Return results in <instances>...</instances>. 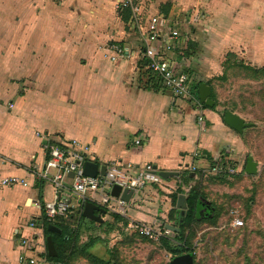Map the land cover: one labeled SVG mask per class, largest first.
Here are the masks:
<instances>
[{
    "label": "crops",
    "instance_id": "obj_1",
    "mask_svg": "<svg viewBox=\"0 0 264 264\" xmlns=\"http://www.w3.org/2000/svg\"><path fill=\"white\" fill-rule=\"evenodd\" d=\"M117 1L0 0V264H22L20 239L32 232L29 221L35 223L38 246L35 254L23 252L53 264L46 257L43 205L56 193L50 182L32 174L45 162L41 144L46 140H77L87 147L88 161L105 170L110 165L151 164L166 175L163 184H147L132 193L124 217L89 201L92 194H87V201L105 210L98 222L82 215L84 204L70 186V173L60 197L69 200L72 209L66 218L55 220L68 229L79 225L83 230L90 226L88 221L95 223L92 229L115 221L169 224L172 194L232 177L203 172L227 148L234 149L232 157L240 166L236 174L253 175L240 163L242 138L255 128L254 122L236 108L218 107L214 82L223 81L235 68L264 82V0H140L150 15L168 19L160 25L155 45L164 59L188 73L198 103L147 85L144 33L131 22L129 8L116 11ZM173 26L179 29L178 37L170 36ZM111 43L126 49L127 55L110 62L106 55ZM220 66L223 73L216 75ZM200 84L209 86L212 106L199 100ZM226 111L247 124L240 133L223 122ZM199 115L201 124L196 123ZM194 150L201 170L191 173L188 163ZM9 176L28 185H2ZM184 197L178 193L177 207ZM97 198L95 194L92 199ZM200 202L201 209L211 207L205 210L211 217L214 207Z\"/></svg>",
    "mask_w": 264,
    "mask_h": 264
},
{
    "label": "rangeland",
    "instance_id": "obj_2",
    "mask_svg": "<svg viewBox=\"0 0 264 264\" xmlns=\"http://www.w3.org/2000/svg\"><path fill=\"white\" fill-rule=\"evenodd\" d=\"M221 72L222 66L216 75ZM225 78L214 82L218 107L236 108L254 122L255 128L247 130L242 138L245 149L240 164L251 158L258 164L257 171L253 175L235 174L226 182L204 181L200 187L202 199L214 207L218 216L211 222L204 211V218L186 226L185 235L190 239L194 264H264V82L251 79L237 68L227 71ZM235 217L243 221L240 228L232 226ZM89 236L100 239L90 249L92 254L108 258L110 251L118 264H167L172 258L160 246V240L126 230L120 221L92 230L78 229L77 246ZM68 264L89 263L76 259Z\"/></svg>",
    "mask_w": 264,
    "mask_h": 264
},
{
    "label": "built area",
    "instance_id": "obj_3",
    "mask_svg": "<svg viewBox=\"0 0 264 264\" xmlns=\"http://www.w3.org/2000/svg\"><path fill=\"white\" fill-rule=\"evenodd\" d=\"M129 8L131 11V22L133 25L143 31L142 38L143 49L142 58L147 61V69L150 71L152 79H156L161 89L169 90L174 97L190 99L198 103L193 91V84L188 73L179 65L169 62L161 55V49L155 45L159 42V27L162 24H168L166 17L159 14L150 15L142 6L140 0H118L115 9L118 13ZM145 17V18H144ZM171 37L179 36V29L173 26L169 29ZM109 54L106 57L110 62H115L118 58L127 55L126 49L115 43H111L108 48ZM201 115L197 116V124H201ZM37 136L41 133L36 132ZM139 144V140H135ZM41 150L45 155V162L42 167H37L32 171L37 179L48 181L52 184L56 196L52 201L45 202L43 205L44 216L47 221L55 218H66L72 209V206L66 198H61L60 193L67 181V176L72 173L70 186L73 192L80 197L81 204L88 200L87 194H92L89 201H97L106 211L125 216L126 202L110 194L113 186L128 189L133 193L141 191L147 184H163V179L151 164H143L133 167L132 165L114 166L110 165L104 174H96L94 177L83 173V164L88 161V149L81 145L77 140H70L67 143L55 144L50 141H44L41 144ZM234 149L227 148L224 153H220L212 163L203 171L206 174L216 176H233L240 170V166L233 159ZM197 151H193L189 156L188 169L191 173L200 171L196 157ZM4 186L21 185L26 187V180L18 177L9 176L1 180ZM98 198L92 199L94 195ZM243 221L235 217L232 220L233 227H240ZM27 227L32 231L30 235L23 236L20 239L21 252L18 256L20 263L42 264L43 258L36 256L27 257L23 249L35 254L38 246V233L33 221H29ZM126 230L138 233L152 241H159L162 237L170 235V231L165 228L164 223L155 222L153 225H144L129 221L125 225Z\"/></svg>",
    "mask_w": 264,
    "mask_h": 264
},
{
    "label": "trees",
    "instance_id": "obj_4",
    "mask_svg": "<svg viewBox=\"0 0 264 264\" xmlns=\"http://www.w3.org/2000/svg\"><path fill=\"white\" fill-rule=\"evenodd\" d=\"M144 63L142 65H145L147 67V61L145 58H143ZM146 76L145 82L150 88H154L157 90H160V86L157 83L156 79H152L150 76V71L146 68L145 73ZM150 79V80H149ZM199 83L195 86L197 88ZM162 90V89H161ZM188 179H185L184 182H187ZM193 185L190 187V189L185 192L181 189L177 191L176 193L172 194V204L173 208L171 211L168 212V221L172 223L174 227L177 228V231H175L172 236H166L162 237L160 239V246L170 253V255L173 257L184 254V253H190L189 251V243L190 239L185 235V228L188 225H191L193 223H196L202 219V216L200 215V210L202 203L200 200L203 198V195L201 193V190L199 186ZM178 193L185 195L184 197V203L182 206L177 207V198ZM215 210V209H214ZM208 214V213H207ZM209 216V214H208ZM218 216V213L215 214L213 211V214L211 217H209L211 222H214ZM81 219H84L82 215H80ZM116 219L119 220L120 217L115 216ZM57 218L47 221L46 218L44 221V234L50 235L51 239L53 241L54 248L56 250V256L55 257H49L46 256L49 261H51L53 264H68V262H71L76 259H83L87 261L89 264H118V261H116V258L111 255L112 253L110 251H107L110 255L108 258H103L99 256H95L90 252V249L95 245L97 241H99V237H92L89 236L88 241L80 244L77 246L78 243V229H80V226H75L76 229L71 230L68 229L65 226H62L57 223H55V220ZM63 219V218H61ZM122 221V219H120ZM90 224L89 227H86V230H91L92 225L95 223L93 221H88ZM53 224L58 226L62 233L60 235L52 234L46 230V225ZM240 228V227H239ZM192 236V235H191ZM148 239V238H147ZM193 256V254H192ZM194 256H193V264H194Z\"/></svg>",
    "mask_w": 264,
    "mask_h": 264
},
{
    "label": "water",
    "instance_id": "obj_5",
    "mask_svg": "<svg viewBox=\"0 0 264 264\" xmlns=\"http://www.w3.org/2000/svg\"><path fill=\"white\" fill-rule=\"evenodd\" d=\"M198 91H199V100L207 106H212L213 101L209 97L210 96L209 86L205 84H200ZM223 122L225 123L227 127H229L230 129L238 133H240L242 129L245 126H247V124H245L242 119H240L236 114L230 111L225 112L223 116ZM104 168L105 167L103 166L99 168L97 163H94L91 161H85L83 164V173L87 176L94 177L97 174L98 169L100 170L101 174H104L105 172ZM245 171L248 174H254L256 172V163L252 161L251 158H249L245 164ZM169 174L170 173H167V177L169 176ZM71 176H72V173H71ZM160 176L162 178L164 177L166 178V175L160 174ZM132 193L133 192L128 189L121 190V188L118 186H113L110 191V194L112 196H115V197L120 196V198L123 199L125 202H127L130 199V197L132 196ZM95 212H97L98 214H95ZM104 212L105 210L101 208L99 205L93 202H89V201H86L84 203L83 209H82V215L85 218L98 221V222L101 221L99 215ZM165 228L168 229L172 234L175 231H177V228L170 224H165ZM46 229L50 233H57V234L61 233V230L52 224H48L46 226ZM45 245H46L47 256L55 257L56 250L54 248L53 241L50 235L45 237ZM167 264H193V256L190 253H184V254L171 258V260Z\"/></svg>",
    "mask_w": 264,
    "mask_h": 264
},
{
    "label": "flooded vegetation",
    "instance_id": "obj_6",
    "mask_svg": "<svg viewBox=\"0 0 264 264\" xmlns=\"http://www.w3.org/2000/svg\"><path fill=\"white\" fill-rule=\"evenodd\" d=\"M211 209V207L209 206V205H206V207L204 208H202L201 210H200V215H202V213L205 211V210H207V209ZM205 213H206V211H205Z\"/></svg>",
    "mask_w": 264,
    "mask_h": 264
}]
</instances>
